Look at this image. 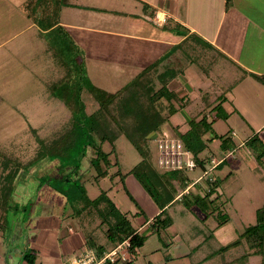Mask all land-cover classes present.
Instances as JSON below:
<instances>
[{"label": "rangeland", "instance_id": "rangeland-1", "mask_svg": "<svg viewBox=\"0 0 264 264\" xmlns=\"http://www.w3.org/2000/svg\"><path fill=\"white\" fill-rule=\"evenodd\" d=\"M6 1L10 6L0 4V13L2 11L3 15L6 13L11 19L26 21V12L34 18L41 30L32 29L28 34L21 33L10 38V33L23 28L20 22H14L13 27H7L5 22H0V201L7 191L8 181L5 176L17 171L13 181L15 190L8 201L6 213L0 209V264H24L21 253L26 252L35 253V264H45V253L40 248L39 233L49 231L52 223L55 228L60 226L58 231L66 238L81 232L84 237L93 239L109 249L103 228L98 227L100 219L95 215L91 216L89 209L76 214L80 208L75 197L76 188L84 187L89 199H95L101 192H106L137 229L140 220L133 218L137 210L124 188L136 202L140 201L137 198V190H140L141 195L147 197L154 207L155 204L132 175H129L128 179H134L135 183L131 184L125 180L123 185L119 173L126 175L139 164L141 157L138 152L126 138L119 136L113 142L117 150L116 155L108 158L112 167L108 169L107 176L102 178L98 176L96 169L88 164L87 159L81 162V167L77 163L76 172H73L76 166L74 159L72 166H62L64 160L68 159L62 156L63 150L59 152L61 146H46L65 131L71 120L67 101L61 99L60 95H54L53 87L65 85L69 91V99L81 88L82 98L89 112L97 108L88 91L91 85L105 92H116L120 88L111 81L95 82L92 79L98 62L96 66L88 67L85 59H88L89 55L67 34L64 26L60 25L58 30L49 34L43 33L57 16L65 24H81L79 21L85 20L86 12H78L76 8L63 9L62 6L70 2L78 5L86 2V6H96L97 0ZM136 3V0H107L108 5H101L114 11L116 7H122L131 12ZM18 7L21 9H17ZM103 14L98 15L116 17ZM88 16H92L91 13ZM114 19L106 21V29L113 32L139 33L138 29L127 25L135 21L134 15H127L118 24ZM125 19L127 20L124 21ZM4 38L8 40L5 42ZM92 54L90 58L97 60L96 56L99 55L93 52ZM115 60L118 59H108V65H112ZM110 79L116 80L117 77L112 76ZM192 109L200 112L202 117L207 112L212 113L210 105H194ZM234 110L233 107L223 109L230 114ZM253 110V107L246 108L245 115L236 111L228 120L207 117L206 122L212 123V131L204 136L206 148L199 158L208 160L204 167L197 166L193 170H181L173 174L172 171L160 170L156 166V139L176 138L174 126L184 132L189 123L180 125V130L177 125L180 120L178 116L171 117L149 138L148 159L154 172L162 179L163 193L161 192L160 196L165 194L169 199H174L177 195L178 197L165 208L167 216L171 218L169 225L159 231L149 227L142 231L146 240L143 246L136 250L130 264H264L261 257L257 256L240 259L243 254L251 253L245 241L240 246H230L239 240L247 227L255 224L256 211L264 205V156L262 161L258 159L253 146L258 142L257 139L264 143V123L252 116ZM254 136L255 140L247 144L246 142ZM211 138L213 139L210 141ZM227 138L232 148L223 150L220 144ZM48 149L52 151L49 152ZM102 149L109 152L110 144L105 143ZM87 155L85 158H88ZM48 156L54 157L51 162ZM115 159L119 161V165L114 164ZM218 161H223V164L213 169L214 163ZM104 169L102 166V170ZM56 173L59 176L55 177L56 180L52 179ZM60 174L72 180H57L60 179ZM74 174L76 179L73 180ZM46 175L49 177H45ZM212 178L220 182V187L214 195L206 197L207 180ZM180 179L187 180L190 185L198 182L190 186V196H186L185 191L183 193L184 189L178 183ZM158 191L160 194V190ZM196 194L201 199L195 198ZM41 201L46 204L42 205ZM164 202L168 201L164 199ZM142 207L146 215H149V211L143 205ZM68 231L73 233L69 234ZM174 236L180 237L183 245L187 246L186 249L191 251L185 260L170 259L173 254L168 251L166 238L173 239ZM82 246L83 249L88 248L85 244ZM221 248L224 250L220 252ZM83 249L79 250V254ZM78 255L69 254V259L65 257V260L68 259L69 262L72 256Z\"/></svg>", "mask_w": 264, "mask_h": 264}, {"label": "crops", "instance_id": "crops-1", "mask_svg": "<svg viewBox=\"0 0 264 264\" xmlns=\"http://www.w3.org/2000/svg\"><path fill=\"white\" fill-rule=\"evenodd\" d=\"M136 1V6L131 12L122 7H116L115 11L107 9L101 5L107 4V0H97L96 6H86V2L80 5L70 2L62 6L63 9L76 8L78 12H86L85 20L79 21L81 24H65L59 16L56 17L57 24L54 27L64 26L67 34L89 55L88 59H85L88 67L96 66L98 62L99 65L94 68L93 74L90 72L95 82L111 81L121 89L126 85H123L125 82L132 81L145 68L159 61L161 63L156 73L167 69L176 73L168 87L171 85L169 90L174 91L179 99L178 104L182 106L172 116H178L180 119L177 122L180 130V125L189 123L192 119L198 121V118L202 117L200 112L192 109L194 105H210L213 109L220 100L223 109L235 108L232 114L237 111L245 115L246 108L253 107L252 116L264 123V85L252 76H264V0H230L229 4L226 0ZM2 3L10 6L6 0H0V4ZM144 5L146 7H143ZM90 13L92 16H88ZM99 13L116 17H99ZM24 14L26 21H21L11 19L6 13L3 15L1 11L0 22H5L7 27H13L14 22L19 21L23 27L10 33V38L40 28L34 18L26 12ZM127 15L135 16V21L127 25L138 29V34L113 32L105 28L108 19L115 18L114 21L118 24ZM49 31L44 30L43 33L48 34ZM92 52L99 55L96 56L97 60L90 58L93 56ZM108 59L118 60L108 65ZM112 76L117 79L111 80ZM178 104L175 103V106ZM211 112H207L206 117L215 115L213 110ZM227 114L228 120L232 114ZM128 178L127 176L125 180L131 184L135 183L134 179ZM193 184L196 183L187 186L189 188L184 190L185 194ZM134 186L137 190V186ZM177 197L178 195L174 199ZM137 198L140 201L136 203L141 206L143 215H138L135 219L140 220L137 230L142 233L159 214L160 209L141 195L140 190H137ZM41 203L46 204L45 201ZM141 204L149 211V215H146ZM59 228V225L55 228L52 223L49 231L39 233L40 248L45 253V264H69V254L78 255L79 250L83 249L84 235L81 232L66 238L59 233ZM166 243L169 245L168 251L173 254L170 258L173 261L185 260L191 253L180 237L166 238ZM65 257H68L67 261Z\"/></svg>", "mask_w": 264, "mask_h": 264}, {"label": "trees", "instance_id": "trees-1", "mask_svg": "<svg viewBox=\"0 0 264 264\" xmlns=\"http://www.w3.org/2000/svg\"><path fill=\"white\" fill-rule=\"evenodd\" d=\"M230 0H226L229 4ZM57 24L56 18L53 20L51 25H48L45 30H50L51 33L54 30H58L60 27H54ZM161 62H155L154 64L145 68L140 74H138L132 81L123 86L121 89L114 93L105 92L93 85L89 87V94L92 99L96 102V110L89 112L86 104L83 101L82 89H78L72 95V98H67L69 93L65 85L62 87H53L52 92L54 95H60L59 97L65 102L67 101L68 107L71 111V120L65 131L58 135L57 139L46 145L51 148V144H57L61 146L63 157L68 160H64L62 166L73 163V159L76 160V166L74 167L76 172L77 163L80 164L84 159L88 160V164L94 167L99 173V177L105 178L108 174V169L112 165L109 161V156L116 155V147L113 142L119 137L123 136L126 138L136 149L141 161L133 169H131L126 175L119 173V178L123 182L127 176L132 175L143 190L147 193L154 204L160 209L148 226L152 230L159 231L164 229L171 223V218L167 216L164 207L168 205L173 199H169L165 194L162 196V179L159 175L154 172L149 159L148 140L156 133L168 120L176 114L182 106L178 104L179 99L174 91L169 90V83L172 81L176 73L174 70L167 69L164 72L156 73L157 67ZM259 83L264 85V76L252 75ZM66 84V83H65ZM61 91V92H60ZM58 93V94H55ZM221 102L217 104L212 110L215 115V120L228 118V114L223 111ZM175 103L178 106H175ZM206 115H203L199 121L192 119L189 122V127L181 132L176 127L175 132L177 137L183 144L184 149L189 152L196 162L197 166L205 165L208 159H200L199 155L206 148V142L204 136L212 131V123L206 122ZM214 123V121H212ZM255 136L249 139L246 143L251 144L255 139ZM213 138L210 139V141ZM256 145L254 143V150L257 153L258 159L262 161L264 156V143L262 140L257 139ZM108 143L110 144V151L105 152L102 146ZM220 148L223 150L231 149L229 139H224ZM49 150V149H48ZM52 150H49V152ZM92 152V153H91ZM91 153V154H90ZM61 154V153H60ZM87 155L88 158H85ZM90 155V156H89ZM49 162L54 157H47ZM61 158V157H60ZM211 161V159H210ZM264 163V161H262ZM115 165H119L117 159L114 160ZM223 164V161L216 166L219 168ZM102 166L105 167L102 170ZM181 170L172 171L173 174ZM72 172V171H70ZM17 175V171L5 176L7 179V191L5 197H1L0 209L6 213L8 201L15 190L14 179ZM52 176V175H51ZM56 176L51 177L55 179ZM59 177L62 182L72 180L68 176ZM45 177H49L46 175ZM76 179L74 174L73 180ZM181 188L184 190L189 185L187 180L180 179L178 181ZM198 183V182H197ZM196 183V184H197ZM195 185V184H193ZM208 191L206 197L214 195V192L219 188L220 182L217 180H207ZM76 200L79 202L80 208L77 209L79 214L83 211H88L89 214L95 215L100 219L98 227L103 228V234L107 240V244L110 248L117 244L129 239L130 253L133 258L136 254V250L141 248L146 240V235L140 233L131 223L126 213H123L118 209L114 202L108 197L106 192H101L95 199H89L86 194L84 187L79 186L76 188ZM125 193L130 197L132 203L135 204L137 213L133 215L135 219L138 215H143L140 207L136 203L135 199L129 195L127 190L124 188ZM160 190V194L159 191ZM183 190V191H184ZM189 192V191H188ZM163 193V192H162ZM186 196H190L192 193H186ZM162 197V199L160 197ZM9 197V198H8ZM185 196H183L184 198ZM195 198H199L198 195H194ZM205 197V198H206ZM218 198V197H217ZM215 198V199H217ZM4 199V200H3ZM164 199L168 202L165 203ZM201 199V198H199ZM1 228V225H0ZM243 241L247 243L248 249L251 251L250 254H243L240 259H247L250 256L261 257L264 263V205L262 208L256 211L255 224L247 227L241 234L239 240L234 242L232 247L242 245ZM84 244L91 250L100 254L108 248L96 243L93 239L84 237ZM224 248L219 249L221 252ZM133 258L125 264H130ZM24 264H34L36 257L33 253L22 254Z\"/></svg>", "mask_w": 264, "mask_h": 264}, {"label": "built area", "instance_id": "built-area-1", "mask_svg": "<svg viewBox=\"0 0 264 264\" xmlns=\"http://www.w3.org/2000/svg\"><path fill=\"white\" fill-rule=\"evenodd\" d=\"M156 151V166L160 170H193L197 167L192 155L184 149L178 138H157ZM219 163L220 161L214 163L213 167H216ZM205 174L207 173L205 172ZM188 188L185 190L187 191ZM83 250L77 257H73L69 264H125L133 258L130 253L129 239L100 254L89 248Z\"/></svg>", "mask_w": 264, "mask_h": 264}]
</instances>
